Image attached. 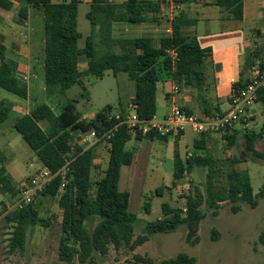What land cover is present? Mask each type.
<instances>
[{
  "label": "trees",
  "instance_id": "obj_1",
  "mask_svg": "<svg viewBox=\"0 0 264 264\" xmlns=\"http://www.w3.org/2000/svg\"><path fill=\"white\" fill-rule=\"evenodd\" d=\"M14 0H0V13L10 12ZM23 7L19 12L22 20L28 19L29 7L42 9L44 13V73L45 86L49 97L65 95L72 87L81 86L85 94L86 77L101 80L106 72L114 76L125 73L136 85V95L132 100L140 119L149 121L157 116V96L161 84L173 81L179 88L194 90L201 98L200 110L203 115L212 117L216 113L208 108L207 98L209 85L207 70L212 56L210 49H203L196 34L188 33L187 29L197 24L178 12L173 19L171 37L163 38L157 47L152 38L119 39L114 37L113 27L116 23L138 25L145 23L149 15L153 21H161L162 2L160 0H127L122 5L113 4L111 0H92L87 19L91 24V33L86 39L83 49L79 47L82 34L78 30L80 2L77 0H17ZM184 2V0H179ZM214 6L235 20L243 19L244 0H215ZM264 23V19H263ZM169 51L177 53L174 61ZM9 55V50L0 44V58ZM85 60L87 69H80L81 61ZM259 63H256V62ZM254 69H264V53L257 56L249 51L241 70V79L233 85V95L237 94L249 81L247 73ZM0 89L20 99H27V84L15 75L13 59L0 64ZM232 95V97H233ZM231 97V99H232ZM259 102L264 104V91H261ZM121 115L127 109L120 106ZM188 114L193 110L184 108ZM223 113V112H219ZM112 107H106L92 119H82L77 112L75 102L71 101L57 115L47 104L38 106L28 115L19 119L14 129L35 153L42 168L52 173L59 172L68 163L65 187L61 189L62 179L58 176L45 189L40 197L58 198L62 213L61 236L59 241L58 259L62 263L105 264V258L111 247L116 250L128 249L135 251L157 234L175 233L179 228L188 230L187 241L196 243L200 225L205 219L201 207L205 204L217 212L220 204L229 202L234 213L240 211V205L247 204L255 209L258 199L254 196L251 178L248 172L230 169L226 173L228 186L218 188L213 179L220 169L210 155H197L183 160L175 152L173 186H177L186 175L192 174L195 168L208 170L206 190L197 189L196 196L188 203L181 217V211H173L169 205L163 206V215L156 221L148 223L146 232L135 239L137 216L129 211L130 194L119 189L121 170L131 166L133 153L126 150L133 140H142L140 132L119 126L114 136L107 143L109 160L100 179H93L94 149L76 146V135H84L96 131L102 137L105 132L112 131L119 121L112 118ZM8 119V115L0 110V126ZM239 132L227 134L224 138L229 146L237 144ZM149 140L160 137L156 134L146 136ZM246 146L243 155L251 153L253 157L263 159L264 155L257 151V143L264 139V123L260 131L246 129L241 135ZM105 141L101 142L104 143ZM100 143V144H101ZM198 143V142H197ZM195 143L197 149H203ZM205 150H208L205 144ZM0 193L17 195V185L10 176L5 159L0 156ZM241 159L232 163H242ZM160 194V189L157 190ZM2 213L0 211V218ZM5 222L13 229L9 240L10 252L26 249L31 229L47 228L48 220L44 219L34 202L21 211H13L5 216ZM264 246V226L259 237ZM134 264H155L147 258L136 256ZM159 264H197L196 260L181 253L175 258L165 259Z\"/></svg>",
  "mask_w": 264,
  "mask_h": 264
},
{
  "label": "rangeland",
  "instance_id": "obj_2",
  "mask_svg": "<svg viewBox=\"0 0 264 264\" xmlns=\"http://www.w3.org/2000/svg\"><path fill=\"white\" fill-rule=\"evenodd\" d=\"M42 11L35 10L32 21L37 37L40 36V38L44 37V14ZM89 11L90 7L86 3L79 8L78 29L82 34L79 41L81 49L85 47L86 39L92 29L87 19ZM123 38L134 37L133 34H126L123 35ZM251 39L252 45L255 46L251 51L261 57L264 53L263 41H260V37L255 32L251 34ZM40 58L44 60V51ZM85 63L83 60L81 61V68H86ZM123 75L126 74L115 77L111 71H108L102 80H95L91 76L86 77L84 80L87 87L86 94L81 86L76 85L65 95L48 96L45 101L41 98L38 104L44 102L50 107L53 106L56 113L59 114L63 104L73 101L81 118L87 120L108 105L113 109L112 114H117L121 106L120 102L122 105L126 103L131 94L129 86L131 81L127 82ZM131 83L134 85L133 82ZM0 93L7 98L18 99L1 89ZM13 122V119L10 118L0 127V152H4L3 154L0 153V156L5 159V165L13 181H18L20 178L26 177L25 179H27L34 175L35 171L42 167L35 153L13 128ZM261 128V121L254 125V131H260ZM186 131L188 140L195 138L190 134V129ZM214 141L215 144L210 149L192 156H212L215 161L214 165L220 169V172L212 180L218 188L228 186L226 180L228 170L235 169L248 172L254 196L258 199L257 208L253 209L247 204H242L240 211L234 213L233 205L225 202L221 203L220 209L215 212L204 204L201 210L206 216L200 225L196 236L198 241L195 244L187 241L188 230L186 227H181L175 233L157 234L150 237L148 242L133 252L128 249L118 251L111 247L105 258V264H134L136 256L147 258L155 264H159L161 261L175 258L181 253L194 258L197 264H264V246L259 241L264 226V158L253 157L251 153L244 156L246 146L240 134L237 144L233 146H229V142L222 137ZM9 142L13 144V149L6 147ZM101 144L104 145V151L107 155L108 144ZM257 151L264 155V139L257 143ZM146 153L148 154V151ZM192 156H188V158ZM158 157L160 156L158 155ZM238 159L243 162L232 163L233 160ZM106 163L108 164V161L105 158L104 169L107 167ZM147 164V169L138 170L131 190L129 210L138 219L135 226V239L146 232L148 223L156 221L163 215L164 205H169L173 211H181V217H186L184 211L188 208L189 201L194 199L197 189L205 192L208 180V170L195 168L192 174L186 175L183 181L177 186H173V165L171 162L166 161L162 165L161 161L155 157ZM1 165L0 161V168ZM102 173L101 170L94 169L93 179H100ZM127 174L128 171L125 170L120 180L119 187L122 191L126 190ZM159 189L160 194L157 193ZM35 202L41 216L48 220L49 226L31 229L26 249L23 252L11 253L9 240L12 238L13 229L7 225L5 217L2 216L0 218V264H69L59 262L58 259L62 220L58 198L38 197ZM12 203L11 196H4L0 193V211L3 214L5 208Z\"/></svg>",
  "mask_w": 264,
  "mask_h": 264
},
{
  "label": "crops",
  "instance_id": "obj_3",
  "mask_svg": "<svg viewBox=\"0 0 264 264\" xmlns=\"http://www.w3.org/2000/svg\"><path fill=\"white\" fill-rule=\"evenodd\" d=\"M53 1L60 2L62 0ZM77 1L80 2L79 8L82 4L86 3L91 9L92 0ZM126 1L127 0H111L113 4L117 5H122ZM214 3L215 0H184L181 9L177 12L173 11L169 6L163 5L160 22L153 21V16L149 15L147 21L142 24H114L113 33L114 37L119 39H132L123 38V35L126 34H133L134 38H152L158 47L163 38L172 36L173 19L178 12L184 14L187 19L196 21L197 24L193 27H189L187 32L196 34L200 46L203 49H210L212 51V56L209 61L210 65L207 70V81L210 86V92L207 98L209 100L208 108L210 111L217 114L229 110L231 97L233 95V85L240 81L241 70L245 64L247 54L255 47L252 45L253 41L251 39V34L254 32L257 33L260 37V41L262 40L264 43V0H244L242 20L230 18L228 14L223 13L218 7L214 6ZM13 4L12 11L0 13V44L4 45L9 50L8 56L0 58V64L7 62L10 58L13 59L16 77L25 82L28 87V97L25 100L18 97V99H10L0 93V110L8 115L7 121L10 118L13 119L14 128L19 119L28 115L38 106L45 104L44 102L43 104H38V101H40L41 98L45 101L48 95L45 86L44 60L40 58L45 46V32L44 37H37L38 35L32 24L34 11L37 9L29 7L28 19L22 20L19 17V12L23 5L17 0H14ZM38 10L42 9L39 8ZM206 11L212 12L207 13ZM83 61L85 62L84 59ZM256 63L259 62L257 61ZM85 64L86 68H81L80 65L82 71L87 69V63ZM121 74L125 73H120L115 77H119ZM250 74L251 73H247L248 78ZM123 76H125L124 78L127 82L131 81L127 74ZM131 82L129 83L131 94L129 95L128 101L123 104L126 108H128L136 95V85L134 82V85H131ZM175 85L173 81H167L161 84V89L157 96V117L160 119L165 118L170 112V101L173 97L172 93ZM177 99L184 108L193 110L194 115L202 119L208 118L201 113V98L194 90L186 87L180 88ZM120 103V105H122V102ZM68 104L69 103L62 105V111ZM107 107H109V105ZM51 108L56 113L53 106ZM62 111L59 114H61ZM120 111L121 109L119 108L118 112ZM250 116L247 125H237L229 134L234 135L235 132H239L240 135H243L246 129L254 130V125L260 121L263 125L264 104L258 102L252 109ZM94 117L95 115H92L90 119ZM3 125L4 124L1 126ZM190 134L195 138L188 140V133L185 131L178 137H167V139L164 140L160 138L149 140L144 136L142 140L133 139L128 144L126 150L133 153V162L131 166L122 168L121 178L123 172L127 170V185L124 191L130 194V201L131 190L133 189L137 172L138 170L147 169L148 161L155 157L161 161L162 165L166 163V161H169L173 165L174 174V157L176 151H178L183 160H186L188 156H192L193 154L204 153L206 151L204 149L205 144L207 149H210L212 145L215 144L214 140L221 137L224 138L223 135L198 136L192 130ZM202 142H204V145H202L203 149H197L195 143L201 145ZM74 143L76 146L84 149L92 147L95 153L93 168L104 172L106 169V167L104 169L103 165L104 160L105 158L107 161L109 160V145L107 146L108 152L106 155L103 144L93 146V144L86 141V137L83 135H76ZM6 147L8 149H13V144L9 142ZM147 151L148 154L146 153ZM0 153L3 154L4 152L1 151ZM158 155L160 157H158ZM40 165L42 167L41 162ZM25 178L26 177L20 178L18 181L14 182L16 185H19Z\"/></svg>",
  "mask_w": 264,
  "mask_h": 264
},
{
  "label": "built area",
  "instance_id": "obj_4",
  "mask_svg": "<svg viewBox=\"0 0 264 264\" xmlns=\"http://www.w3.org/2000/svg\"><path fill=\"white\" fill-rule=\"evenodd\" d=\"M160 2H162V5L169 6L175 12L179 11L182 7V3L179 0H160ZM169 54L174 61L177 60V53L175 51H169ZM261 91H264V69H254L249 76L248 83L237 94L233 95L228 111L202 119L197 115H191L185 111L177 99L180 88L175 85L172 93L173 97L170 101V112L165 118L160 119L155 116L149 121L142 120L131 103L128 106L126 115H121L120 112L111 114L112 118L119 121L112 131L105 132L102 137L98 136L96 131H90L83 136L93 146L103 141H105L104 143H108L118 127L122 125L126 126L129 130L140 132L143 136L153 133L160 137H178L187 129L192 130L198 136H225L232 132L237 125H247L252 109L259 102ZM68 166L69 163L57 173H52L45 168L35 171L34 175L28 177L17 186L15 199L11 205L5 208L4 214L1 212L2 216L5 217L13 211H21L25 207L32 205L58 176L63 181L61 186V189H63L65 187Z\"/></svg>",
  "mask_w": 264,
  "mask_h": 264
}]
</instances>
